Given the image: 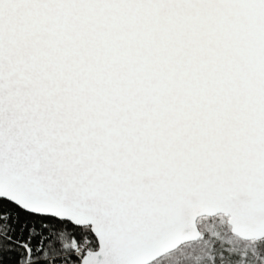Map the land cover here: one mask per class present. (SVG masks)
<instances>
[{
  "label": "snow or ice",
  "instance_id": "obj_1",
  "mask_svg": "<svg viewBox=\"0 0 264 264\" xmlns=\"http://www.w3.org/2000/svg\"><path fill=\"white\" fill-rule=\"evenodd\" d=\"M0 264H264V0H0Z\"/></svg>",
  "mask_w": 264,
  "mask_h": 264
}]
</instances>
